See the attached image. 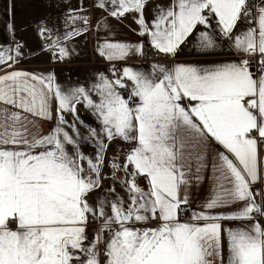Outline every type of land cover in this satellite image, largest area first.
I'll list each match as a JSON object with an SVG mask.
<instances>
[{"label": "snow or ice", "instance_id": "snow-or-ice-1", "mask_svg": "<svg viewBox=\"0 0 264 264\" xmlns=\"http://www.w3.org/2000/svg\"><path fill=\"white\" fill-rule=\"evenodd\" d=\"M149 2L94 7L131 16L162 60L186 42L233 58L143 71L117 63L144 55L143 43L105 40L96 51L110 75L64 87L54 73L17 69L22 45L0 49V264H264V0H163L151 19ZM64 23L62 35L38 28L54 60L91 21L80 9ZM117 140L130 147L105 188ZM209 163L214 193L185 220L188 186Z\"/></svg>", "mask_w": 264, "mask_h": 264}, {"label": "crops", "instance_id": "crops-1", "mask_svg": "<svg viewBox=\"0 0 264 264\" xmlns=\"http://www.w3.org/2000/svg\"><path fill=\"white\" fill-rule=\"evenodd\" d=\"M95 0H0V49L15 48L18 44L22 45L23 53L20 62L15 65L19 70L33 73H54L57 81L62 86H76L82 84L94 83L99 73L110 75V63L98 55L96 48L98 44L105 40L111 42H121L144 44V49L149 44L147 40H142L134 29L137 25L129 16L128 18L117 20L107 13L102 12L99 8L94 7ZM163 0H150L145 8V16L151 19L152 12L150 9ZM83 9L91 21L88 31L84 35L75 37L67 42L70 50L69 56L63 61L54 60L53 53L45 49V44L39 34V26H44L53 30V35H62L66 30L65 17L69 11ZM106 20V24L103 23ZM77 26L83 27L77 22ZM192 37H189L191 40ZM182 51L175 58H168L156 62L142 61L143 55H132L125 61L117 62L119 66H129L138 70L149 71L154 63H164L171 65L173 63H210L213 61L228 60L233 57L229 54L227 47L218 49L217 55L202 56L193 44L186 42L181 46ZM80 117L89 124H95L94 118L82 106L79 111ZM52 126L51 122H46V129ZM214 143V142H213ZM125 146V147H124ZM126 148L123 149L122 148ZM130 146L117 140L113 142L106 153V166L103 170V184L107 188L113 181V175L110 170V163L118 159L122 162L124 155ZM219 148L214 145L210 151ZM222 150V149H221ZM91 153L90 147L85 149ZM122 171L116 173L114 187L120 191L119 183L124 178ZM216 188L215 174L212 171L211 163L200 176L199 180L192 179L188 186L189 203L185 205L188 208L186 219L193 212L202 210L203 205L213 195ZM207 211L206 209H204ZM238 210L237 206L231 209H218L217 214L228 213ZM185 219V220H186ZM225 227L239 226V222L225 221Z\"/></svg>", "mask_w": 264, "mask_h": 264}, {"label": "built area", "instance_id": "built-area-1", "mask_svg": "<svg viewBox=\"0 0 264 264\" xmlns=\"http://www.w3.org/2000/svg\"><path fill=\"white\" fill-rule=\"evenodd\" d=\"M43 40L46 41L44 38H43ZM161 60H162L161 57L157 56L155 54V51L150 47V45L145 47L144 55L142 57V61H144V62H156V61H161ZM184 207H185V212L183 214V219H186V216L188 213V208L186 206H184Z\"/></svg>", "mask_w": 264, "mask_h": 264}, {"label": "rangeland", "instance_id": "rangeland-1", "mask_svg": "<svg viewBox=\"0 0 264 264\" xmlns=\"http://www.w3.org/2000/svg\"><path fill=\"white\" fill-rule=\"evenodd\" d=\"M124 147H125V146H124ZM124 147L122 148V150H123V149H126V148H124ZM124 154H125V152H123V154H121V155L123 156ZM115 161H118V159H115ZM123 176H124V175H123Z\"/></svg>", "mask_w": 264, "mask_h": 264}]
</instances>
